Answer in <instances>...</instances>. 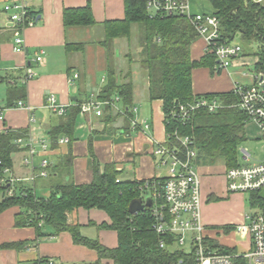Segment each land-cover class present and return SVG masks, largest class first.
Wrapping results in <instances>:
<instances>
[{"label": "trees", "instance_id": "1", "mask_svg": "<svg viewBox=\"0 0 264 264\" xmlns=\"http://www.w3.org/2000/svg\"><path fill=\"white\" fill-rule=\"evenodd\" d=\"M214 6V13L221 22V31L225 39L233 41L241 37L247 44H258L257 48L245 54H252L257 58L254 73L263 77L264 83V1L258 0H208ZM126 6L125 17L104 23L105 48L111 51L108 43L115 38L133 37L134 25L141 24L143 27V42L139 62L149 76V91L151 100H161L164 110L166 132L172 134L178 128L183 135L194 137L195 146L198 149L197 164L216 163L223 160L227 168L239 165L240 143L248 138L245 125L249 122L247 114L239 108L232 106L238 102L239 97L234 89L226 92L202 93L196 95L193 89V70L199 67H207L215 72L217 60L215 54L206 52L198 60L191 55L192 43L199 38L193 24L188 18L180 15L154 16L147 11L145 0H124ZM32 14H34L32 12ZM64 22L69 26H90L97 22L94 19L93 9L90 4L78 8H68L64 13ZM85 43L69 42L68 51H79ZM129 62L133 64L134 57L130 55ZM126 73L128 80L119 81L118 72L114 67L107 69V82L100 89L98 99L109 100L118 94L125 106L127 115H133L132 109L136 105L134 99V83L130 78L131 70ZM219 72V71H218ZM7 76H0L5 80ZM202 96L208 98L217 97L227 105L224 108L209 112L200 109L194 115V119L186 126L177 121H169L168 113L178 103H189ZM20 99H26L25 89L20 85H12L7 92L6 106L14 107ZM86 100V99H85ZM84 100V101H85ZM83 100L79 99L62 116L58 124L52 126L47 134L51 139L52 147L59 144L61 136L70 137L69 154L63 159L52 164L51 175L59 166L72 174L73 154L71 146L75 139L74 133L77 125V117L81 112ZM123 116L114 112L110 106L105 107V120L114 122ZM124 128L129 133L131 121L123 116ZM125 130V131H126ZM28 129L8 128L0 131V215L5 209L19 206L22 211L16 216V224L35 226L38 235L42 236V227L39 221L51 226L54 235L68 231L74 238L75 243L93 248L99 252L100 259L109 258L114 264H178L180 260L189 256L183 250H171L174 245V237H167V247H160L164 236L156 232L155 219L151 208L147 207L138 213L129 212V204L132 199L143 197L146 193V182L158 184L165 181L166 175L146 180L123 179V170L118 168V163L106 162L101 164L94 155L93 180L87 184H77L73 181L58 182L52 185L50 195L40 196L33 186L18 183L15 184L13 196L7 195L9 182L3 179L8 177L6 170L14 168V156L20 151H27L28 147L18 143L19 137L25 138ZM172 142V137H168ZM172 144V143H171ZM119 179V180H118ZM142 188V189H141ZM150 193V192H149ZM150 195V194H149ZM253 194L251 193V196ZM210 197L209 200H212ZM216 199V198H215ZM76 208H98L105 210L110 222L98 225L99 228H109L118 234V245L109 247L104 245L99 238H90L82 234V224H71L67 221L68 212ZM42 215V217H41ZM232 227L225 226L227 233ZM13 245V244H6ZM15 245V244H14ZM222 252H234L236 248L223 245ZM238 264H247L242 258L237 259ZM36 264H51L49 258H40ZM55 264V263H54Z\"/></svg>", "mask_w": 264, "mask_h": 264}, {"label": "crops", "instance_id": "2", "mask_svg": "<svg viewBox=\"0 0 264 264\" xmlns=\"http://www.w3.org/2000/svg\"><path fill=\"white\" fill-rule=\"evenodd\" d=\"M10 1L0 0V76L8 77L5 80L0 79V92L3 93L0 94V97L3 99V106L5 107L4 118L0 120V131L8 128L29 130L32 126L37 136L48 138L47 131L58 124V121L62 118V116L55 115L45 106L48 95L51 93L56 94L59 101L69 105V109H71L79 99L84 101L90 95L100 93V89L107 82V69L110 66L117 70L120 82L128 80L126 73L130 67L132 68L130 78L134 83L133 103L138 110L142 107V100L150 101L151 105L158 102L156 111H154L153 106L151 107L152 113H159L160 121L157 124L154 114L151 118L147 113H144L143 120L136 117L141 123L144 120L152 121L150 123L151 130L144 133L131 128L128 129V133L124 128L123 116H120L114 122L106 121L104 117L105 109L100 116H97L94 112L85 113L81 110L77 117L75 139L71 146L73 154L72 174L66 173V170L61 166L56 171H54L55 167L52 168L53 176L37 178L36 193L47 197L50 195L52 185L60 181H73L77 184L91 182L94 173V155L103 165L106 162L118 163V168L123 170L121 176L123 179H125L123 175L128 172H132L134 175L131 179L146 180L159 177L156 170L158 164H156L157 162H155V157L152 154L149 135H154L157 140L161 141H164L167 137L163 104L159 99H150V80L146 71L143 68L134 70L133 64L137 63L139 58L134 59L133 64L129 62L130 55L132 56L130 50L131 39L115 38L113 48H110L111 51L107 50L104 45L97 48L96 51L93 49V44L82 41L81 37L85 31L81 29L82 26L66 27L64 22L65 10L90 4L94 19L97 22L95 25H90V27L98 29L104 39V23L125 17L126 6L124 0H24L36 19V24L27 27L23 33L26 40V51L24 52H17L14 49V30L10 28L9 14L3 10L4 4ZM191 4L195 13H211L215 10L213 4H208L205 0H191ZM93 29L89 30L90 33ZM69 42L85 43V45L79 51H68L67 45ZM191 46V55L194 60H198L206 53L205 41L201 37L194 41ZM139 48L142 50L141 46ZM41 49L46 53L42 63L37 64L35 57ZM94 52L96 53L95 58ZM243 55H245L244 51L231 67L219 72H211L207 67L194 69L193 89L195 94L226 92L232 90L236 83L245 85L254 83L253 75L243 71L246 65V60L242 59ZM95 59H99L103 64L102 67L106 68L107 66L100 83L90 64ZM126 60L127 63H125ZM27 65L33 66L38 75L25 83L22 77ZM75 73L78 74V77L71 80ZM138 82L141 83V88H137ZM14 84L24 87L26 100L32 104L34 109L35 122L30 121V112L27 110L6 106L5 99L8 89ZM120 104L121 102L119 106ZM121 107L125 106L121 104ZM253 125L254 123L248 122L245 129L247 126L253 129ZM259 136L260 133L256 137ZM69 150V142L59 143L55 148L51 144L45 153L39 150L36 162L38 163L42 157L49 156L52 164H57L63 159V156L69 154ZM26 155L27 152L23 150L16 153L14 168L7 174L17 179L16 185L19 182L22 184H25V181L32 182L29 181L32 169L24 163ZM205 166L206 164H197L199 173L204 174L202 170H207ZM39 184L42 194H39ZM146 192L150 191L146 190ZM217 196L218 194L211 192L208 195L207 202L211 201L209 200L210 197L215 200ZM21 211L22 209L19 206H12L5 209L0 215V264H36V260L40 258H52L55 264H114L109 258L101 260L97 250L75 243L73 236L68 231H62V233L54 235V229L44 223L42 230L45 234L39 236L34 225L18 226L16 216ZM244 214L245 212L242 213V221L239 223L245 221ZM67 221L71 224H82L81 232L87 237L99 238L104 245L112 248L118 245V234L115 230L99 228L91 223L96 222L101 225L104 222H110L109 215L105 210L76 208L68 212ZM202 221L206 228L209 227V224L204 222L203 217ZM233 224H223L218 231L207 228V231L216 237L220 235L219 233L224 232L225 226L231 227ZM231 240V238L228 239L231 246L226 245L228 244L226 239L220 243L236 248L241 252L248 250L247 239L246 249H241V245Z\"/></svg>", "mask_w": 264, "mask_h": 264}, {"label": "built area", "instance_id": "3", "mask_svg": "<svg viewBox=\"0 0 264 264\" xmlns=\"http://www.w3.org/2000/svg\"><path fill=\"white\" fill-rule=\"evenodd\" d=\"M258 1L263 2L264 0ZM145 5H147V11L151 17L180 15L188 18L199 33V37L204 39L205 51L215 54L216 72L231 67L241 57L244 51L243 46L223 37L220 19L214 12L195 13L192 10L191 0H145ZM3 10L9 14L10 28L14 30V49L17 52L26 51V40L23 33L27 27L36 24L32 10L24 0L6 2ZM45 53L41 49L36 54L35 62L37 64L42 63ZM37 75L36 69L27 65L22 80L28 83V80ZM77 77L78 74L75 73L71 80ZM253 77L254 83L252 84L236 83L234 85L233 89L239 100L232 106L247 114L249 122L256 124L260 130L259 137L264 139V83L259 74L254 73ZM120 102L121 97L118 94L109 100H99L97 94H92L82 102L81 107L85 113L94 112L100 116L104 113L105 107L110 106L113 111L129 117L132 130L138 129L143 133L151 130L150 122L144 120L141 123L137 120L135 114L138 108L136 106L132 109L133 115L129 116L125 108L119 106ZM45 106L57 116H64L69 111V105L59 101L56 94L53 93L46 98ZM226 106L217 97L202 96L192 102L178 103L172 107L168 113V119L186 126L200 109L214 113ZM15 107L27 110L30 112V121L32 123L36 121L33 106L26 99L18 100ZM4 113L5 107L3 99L0 97V120L4 118ZM168 137H172V144L168 142ZM17 142L28 147L24 163L32 169L29 181H32V186L35 188L37 178L51 176L53 165L49 156L42 157L38 163L36 162L39 150L45 153L50 148L51 139L37 136L31 126L26 137H19ZM68 142H70V138L67 136L59 139V143ZM149 142L157 164L170 165L165 181L154 183L152 187H150V182H146L144 186L145 191H150L149 197L152 198V206L148 207L151 208L155 219L154 228L157 233L164 236L160 247H167V237L173 236L174 244H184L189 239L192 246L188 253L189 256L182 258L178 264H238V258L246 260L247 264H264V196L262 195L264 192V161L248 164L247 161L251 160L250 153L244 149V162L226 168L228 188L231 193H246L248 191L253 194L251 196L253 210L244 214L245 221L235 224L229 233L223 229V233L228 239L234 233L245 236L248 240V250L242 252L235 250L226 253L221 251L223 244H218V237L212 236L202 221L201 174L197 168L198 149L195 146L194 137L189 134L183 135L176 128L172 134L167 133L164 141L157 140L154 135L150 134ZM10 171L7 169L6 173H10ZM16 180L12 175L3 179L4 182H9L7 195L13 196ZM43 224V220H40L39 226L42 227ZM49 262L54 264L52 258H49Z\"/></svg>", "mask_w": 264, "mask_h": 264}, {"label": "rangeland", "instance_id": "4", "mask_svg": "<svg viewBox=\"0 0 264 264\" xmlns=\"http://www.w3.org/2000/svg\"><path fill=\"white\" fill-rule=\"evenodd\" d=\"M205 1L208 4H210L208 0H205ZM81 29L85 30L82 34V37H81L82 41L83 42L85 41L88 44H93L94 50H96L97 48L103 47V45L105 47V44H107L106 42L103 43L105 38L103 39V37H102V35H100L101 33L98 29H93L90 26L89 27L82 26ZM91 29H93V31L90 33ZM132 34H133V37L131 39L130 50H131V53H132V56L134 57V59H137V58H140L141 50H140L139 46H141V44L143 42V38H144L142 25L137 24L134 27ZM233 41L235 43H238L239 45H242L243 50H245V51L247 50L246 52H248V53H251L252 51H254L258 46V44H256V43L252 44V45L247 44L245 41H243V39L241 37H237ZM108 45L112 49L113 48V41L108 43ZM95 52H94V58L96 57ZM106 55H108V54L106 53ZM242 59L246 60V65L243 68V71L247 74L254 75L253 69H254L255 63H256L255 56H253L252 54H245V55H243ZM125 63H127V60L125 61ZM90 64L92 65V68L94 69V73H95L96 77L99 78V83H100L101 77L105 73L107 66H106V68L102 67L103 64H101L99 59L93 60ZM140 64L141 63L139 62V60H137V63L133 64L134 70L142 69ZM137 85H138L137 88H141L140 82H138ZM0 94L2 95L3 93L0 92ZM121 104H122V102H121ZM121 104H120V106H121ZM157 104H158V102L157 103L154 102L151 105L150 101L142 100V107L143 108L141 107V109L136 112L135 116L139 120H143L142 116L144 113H147V115L151 118L153 117L152 115L154 114V118L157 119L156 120V124H157L158 121H160L159 113L158 112L157 113L151 112L152 106L155 108L154 111H156V109L158 108ZM160 127H162V126L160 125ZM247 127L245 130H246V134H247L248 138L240 143V148H239L240 162H244V160H243L244 149H246L250 153L251 160L247 161L248 164H254V163H259L261 161H264V139H262L261 137H258V138L256 137L260 133V130L257 128L256 124H254L252 126L253 129H250V127H248V128ZM155 162H156V160H155ZM169 166H170L169 164L168 165H160L159 164L156 167L157 175L160 177L163 174H167ZM205 168L207 170H202L204 174H202V173H199V174H202L201 185H200L201 199H202L201 213H202V217L204 219V222L206 224H209V227H207V228L210 230L215 229L216 231H218L220 226L223 224H233V223L241 222L242 221V216H241L242 213H244V212L247 213V212H250L253 210L252 209L253 205H252V201H251V193L248 191H246V193H242V192H232L231 193L229 191L228 178H227V174H226V170H227L226 168L227 167H225L223 160L218 159L216 161V163H207ZM133 176L134 175L132 172L131 173L128 172V173L123 175V177L125 179H131V177H133ZM24 183L26 185H29V186L32 184V182H28V181H25ZM40 187L41 186L39 184V187H38L39 188V194H42L43 192H41ZM211 192L218 194V196L215 200L213 199V200L207 202L208 195ZM147 197H149V192H146L144 194L145 200ZM233 226H234V224L231 227H233ZM219 234L220 235L217 236L218 237V244L222 241H225V239L228 242V238H226V235L224 233H219ZM231 239H232L231 241H235L236 243H238V245H241V249L247 248V246H246L247 244H245L246 238L242 234L240 235L238 233L237 234L234 233L232 235ZM177 249L183 250L186 253H189L192 249L190 240L187 239L184 244L176 243V244L171 246V250L176 251Z\"/></svg>", "mask_w": 264, "mask_h": 264}, {"label": "water", "instance_id": "5", "mask_svg": "<svg viewBox=\"0 0 264 264\" xmlns=\"http://www.w3.org/2000/svg\"><path fill=\"white\" fill-rule=\"evenodd\" d=\"M263 80V77H261V81ZM264 196V192L262 193ZM152 198L147 197L146 200L143 199V197H138L132 199L131 203L129 204V212L132 213H137L139 211H143L146 209L148 206H152Z\"/></svg>", "mask_w": 264, "mask_h": 264}]
</instances>
